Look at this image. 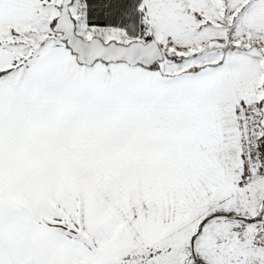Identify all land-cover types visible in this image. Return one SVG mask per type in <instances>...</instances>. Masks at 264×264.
I'll return each mask as SVG.
<instances>
[{"label":"snow or ice","instance_id":"obj_1","mask_svg":"<svg viewBox=\"0 0 264 264\" xmlns=\"http://www.w3.org/2000/svg\"><path fill=\"white\" fill-rule=\"evenodd\" d=\"M0 264H264V0H0Z\"/></svg>","mask_w":264,"mask_h":264}]
</instances>
